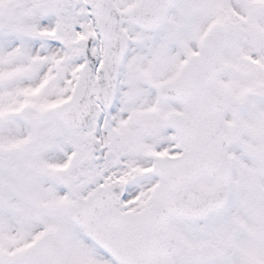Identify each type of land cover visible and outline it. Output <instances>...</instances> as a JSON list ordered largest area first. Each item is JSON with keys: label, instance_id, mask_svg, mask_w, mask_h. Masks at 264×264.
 I'll list each match as a JSON object with an SVG mask.
<instances>
[{"label": "snow or ice", "instance_id": "1", "mask_svg": "<svg viewBox=\"0 0 264 264\" xmlns=\"http://www.w3.org/2000/svg\"><path fill=\"white\" fill-rule=\"evenodd\" d=\"M0 264H264V0H0Z\"/></svg>", "mask_w": 264, "mask_h": 264}]
</instances>
